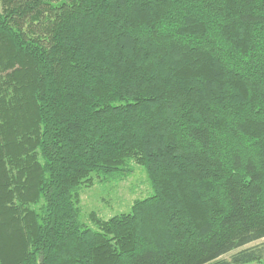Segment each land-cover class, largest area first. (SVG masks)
I'll list each match as a JSON object with an SVG mask.
<instances>
[{
  "label": "trees",
  "instance_id": "obj_1",
  "mask_svg": "<svg viewBox=\"0 0 264 264\" xmlns=\"http://www.w3.org/2000/svg\"><path fill=\"white\" fill-rule=\"evenodd\" d=\"M132 164L151 195L84 224L81 187ZM263 240L264 0H0V264H256Z\"/></svg>",
  "mask_w": 264,
  "mask_h": 264
},
{
  "label": "rangeland",
  "instance_id": "obj_2",
  "mask_svg": "<svg viewBox=\"0 0 264 264\" xmlns=\"http://www.w3.org/2000/svg\"><path fill=\"white\" fill-rule=\"evenodd\" d=\"M131 168V173L122 181L101 183L92 176L90 183L86 187H81V221L84 224L94 228L88 218L91 213L103 220L129 213L136 200H142L151 195L152 191L143 169L135 164H132ZM255 245H264V240L252 246ZM256 264H264V260Z\"/></svg>",
  "mask_w": 264,
  "mask_h": 264
}]
</instances>
